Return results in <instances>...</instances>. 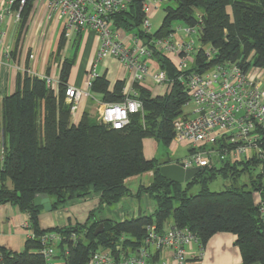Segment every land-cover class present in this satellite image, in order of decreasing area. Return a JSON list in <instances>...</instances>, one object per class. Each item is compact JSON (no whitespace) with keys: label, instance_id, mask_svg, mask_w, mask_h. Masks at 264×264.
Returning a JSON list of instances; mask_svg holds the SVG:
<instances>
[{"label":"trees","instance_id":"trees-1","mask_svg":"<svg viewBox=\"0 0 264 264\" xmlns=\"http://www.w3.org/2000/svg\"><path fill=\"white\" fill-rule=\"evenodd\" d=\"M144 1L129 0L128 9L111 20L116 29L134 34L148 45L152 61L168 74L169 92L154 96L145 86L135 84L143 112L132 114L125 128L105 126L93 120L88 111L73 123L65 94L72 67L69 61L62 71L58 95L40 77L27 74L19 79L16 92L4 98L0 205L10 203L27 214L35 234L20 253L0 247L4 264H46L42 239L49 233L62 238L63 264H89L102 250L111 249L114 254L120 248L137 251L151 225L160 231L169 225L189 228L203 247L213 236L231 233L236 236L243 264H264V222L256 202L259 195L264 201V157L255 155L234 163L227 160L215 169L201 168L192 180L180 184L166 179L159 167L181 159L147 160L143 154L146 138H154L165 150L175 147V124L185 117L183 108L189 99L180 79L182 73L166 55L155 50L152 41L175 34V22L185 27L199 25L197 41L217 53L211 63H206L204 53H196V64L189 72H202L224 62L264 72V0H169L163 6L162 25L151 33L142 28ZM31 11L29 6L24 21ZM124 87L119 81L111 89L103 76L93 81L90 92L100 95L103 103H118L125 99ZM259 167L262 171L258 172ZM147 172H153L152 182L139 193L149 195L155 203L154 213L123 223L89 219L85 225L40 229L42 206H34L37 195H49L52 211L95 194L100 196V207H111L130 195L127 179ZM217 178L225 183L220 192L208 187ZM197 185L199 191L190 194ZM100 224H104V232L95 236Z\"/></svg>","mask_w":264,"mask_h":264},{"label":"built area","instance_id":"built-area-1","mask_svg":"<svg viewBox=\"0 0 264 264\" xmlns=\"http://www.w3.org/2000/svg\"><path fill=\"white\" fill-rule=\"evenodd\" d=\"M0 0V65L8 63L15 51L17 35L27 16L29 6L36 7L34 16H43V28L48 30L65 21L66 31L91 29L101 38L97 58L89 71L88 90L68 86L66 101L74 119L83 97H90L93 81L99 77L98 69L108 56L117 59L123 68L132 72V85L124 87L125 99L118 103H102L100 123L114 130H122L130 123V116L143 112L134 85L145 86L151 77L155 85H169L165 70L158 67L152 72V50L134 34L121 36L113 26L111 17L126 11L129 0ZM169 0H145L143 3L144 32H152V20ZM37 5V6H36ZM201 21V20H200ZM201 27L182 29L185 39L176 34L152 41L159 53L173 57L175 68L182 73L186 86L188 112L174 128V146L188 148V155L177 164L185 170L215 169L229 160L231 163L253 156L264 157V72L246 70L237 63H218L202 72H189L196 64V53H204L206 63L215 59L216 51L209 45L197 44L194 35ZM35 76V75H33ZM50 89L55 88L54 77L41 78ZM184 106V108H185ZM223 141V143H222ZM4 154L0 158V169ZM257 204L264 222V201L259 195ZM149 213H154V208ZM29 239L35 234L30 225ZM57 233L46 234L42 254L46 264H53V244L61 241ZM205 247L189 229L169 226L160 231L156 225L147 228L143 245L137 251L120 248L118 254L111 249L97 252L93 264H204ZM0 264L4 255L0 251Z\"/></svg>","mask_w":264,"mask_h":264},{"label":"crops","instance_id":"crops-1","mask_svg":"<svg viewBox=\"0 0 264 264\" xmlns=\"http://www.w3.org/2000/svg\"><path fill=\"white\" fill-rule=\"evenodd\" d=\"M37 2L43 4L40 0ZM35 8L32 7L31 15L20 27L11 60L0 65V158L4 151L3 100L6 96L16 92L19 79L27 74L40 78L52 76L55 79L53 92L58 95L62 82V71L65 63L69 61L72 63V67L66 82L67 86L78 87L87 91L89 71L101 46V38L97 33L91 29L81 31L73 29L68 32L65 21L56 27L45 30L43 28V16L41 18L34 16ZM49 31H51L50 34H48ZM57 31V41L52 47V38ZM118 31L121 36L127 35L122 29ZM140 41L143 42L141 39ZM166 57L175 67L173 57L169 55ZM150 64L153 72L158 65L152 60ZM98 73L99 77L105 76L111 89L119 81L123 82L127 88L133 82L132 72L123 68L121 63L111 56L102 60ZM168 86L155 85L151 77L145 82V87L154 96L166 95L169 92ZM101 99L100 95L92 93L90 97H83L79 103L76 116L72 119L73 123L77 124L86 111L91 115L93 112L100 111V106L103 103ZM159 146L162 145L154 138L144 139L143 154L145 158L147 160L160 159L157 154ZM152 179L153 172L127 179L126 185L130 195L124 197L115 208L100 207L98 194L71 202L67 207L58 211L46 212L42 206L39 215V227L42 231H50L56 228L64 229L69 226L85 225L89 219L99 222L123 223L140 215H147V212L155 207V203L147 193H139V191L149 187ZM7 184L11 187L10 182ZM28 225L27 214L19 210L17 206L10 203L0 205V247L9 252H22L31 231ZM235 242L236 236L231 233H219L213 236L205 245L204 264H243L240 250ZM60 245V241L53 244V264L65 262ZM89 264H93L92 261Z\"/></svg>","mask_w":264,"mask_h":264},{"label":"rangeland","instance_id":"rangeland-1","mask_svg":"<svg viewBox=\"0 0 264 264\" xmlns=\"http://www.w3.org/2000/svg\"><path fill=\"white\" fill-rule=\"evenodd\" d=\"M165 13L164 10L162 8V10H160L159 13L156 14L155 18L152 20V32L156 31L157 29H159V27L162 25L163 19H164ZM174 28L176 30V37L177 38H183L185 39V35L182 31V29L185 28V25L182 22H175ZM51 31H49L48 34H50ZM57 36H58V31L54 34L53 38H52V42L51 45L52 47H54L56 41H57ZM194 39H198L197 35L193 36ZM197 44H199V42L197 41ZM167 90V89H166ZM184 113L188 112V108L185 106V108H183ZM91 117L93 118V120L100 122V117H101V112H93V115H91ZM168 151V153H167ZM158 157L160 158V160H167V159H171L172 161L176 162L180 159L185 158L188 155V148L187 147H183L180 144L176 145L174 149H168L165 150L162 146H159L158 149ZM257 171H262V169L259 167L257 168ZM224 182L222 179L217 178L216 180H214L213 182H210L208 187L211 191L214 192H220L222 190L225 189L224 186ZM200 187L197 185L195 186L191 191L190 194H195L199 191ZM116 205L111 206L112 208H115ZM153 206V205H152ZM149 212H147L148 214Z\"/></svg>","mask_w":264,"mask_h":264},{"label":"water","instance_id":"water-1","mask_svg":"<svg viewBox=\"0 0 264 264\" xmlns=\"http://www.w3.org/2000/svg\"><path fill=\"white\" fill-rule=\"evenodd\" d=\"M160 173L169 181L184 184L192 180L200 171V168L185 170L181 164L169 163L159 167ZM34 206H43L46 212H52V204L49 195L40 194L34 199ZM104 232V224H100L95 231V236Z\"/></svg>","mask_w":264,"mask_h":264}]
</instances>
